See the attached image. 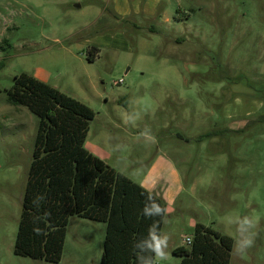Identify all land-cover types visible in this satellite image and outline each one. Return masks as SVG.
I'll use <instances>...</instances> for the list:
<instances>
[{
	"label": "rangeland",
	"instance_id": "obj_1",
	"mask_svg": "<svg viewBox=\"0 0 264 264\" xmlns=\"http://www.w3.org/2000/svg\"><path fill=\"white\" fill-rule=\"evenodd\" d=\"M21 73L91 108L85 149L164 201L155 264L196 224L264 264V0H0V264H99L106 224L76 216L59 262L13 253L38 125L7 100Z\"/></svg>",
	"mask_w": 264,
	"mask_h": 264
},
{
	"label": "trees",
	"instance_id": "obj_2",
	"mask_svg": "<svg viewBox=\"0 0 264 264\" xmlns=\"http://www.w3.org/2000/svg\"><path fill=\"white\" fill-rule=\"evenodd\" d=\"M97 53L92 48L87 60L93 62ZM6 95L9 104L23 106L38 118L14 255L59 262L69 219L76 216L106 224L99 264H137L135 253L141 248L135 244L143 247L140 240L149 226L161 220L141 214L146 197L164 210L160 232L164 201L85 149L95 117L91 108L26 73L14 76ZM232 246L230 237L196 224L189 247L179 246L172 253L181 258L180 264H229Z\"/></svg>",
	"mask_w": 264,
	"mask_h": 264
},
{
	"label": "clouds",
	"instance_id": "obj_3",
	"mask_svg": "<svg viewBox=\"0 0 264 264\" xmlns=\"http://www.w3.org/2000/svg\"><path fill=\"white\" fill-rule=\"evenodd\" d=\"M163 208L157 204L153 197H146L144 207L141 210V214L145 218L161 217V220H153V223L149 226L147 236L141 239L140 244H135V248L140 247V252H136L137 264H155L156 260H167L169 253L167 252L169 235L167 233H161L159 225L163 220ZM249 223L247 218H244V224ZM238 231L245 232L246 229L243 225H239ZM253 244V238L251 235H244L236 242V248L238 251H244L246 248ZM144 253V255H141Z\"/></svg>",
	"mask_w": 264,
	"mask_h": 264
},
{
	"label": "built area",
	"instance_id": "obj_4",
	"mask_svg": "<svg viewBox=\"0 0 264 264\" xmlns=\"http://www.w3.org/2000/svg\"><path fill=\"white\" fill-rule=\"evenodd\" d=\"M120 84H122V80H119L117 83H115V85H120ZM191 241H192L191 239H187L186 243L190 245Z\"/></svg>",
	"mask_w": 264,
	"mask_h": 264
},
{
	"label": "crops",
	"instance_id": "obj_5",
	"mask_svg": "<svg viewBox=\"0 0 264 264\" xmlns=\"http://www.w3.org/2000/svg\"><path fill=\"white\" fill-rule=\"evenodd\" d=\"M91 154H93L94 156H97L93 151H91V150H88ZM99 159H102V157L101 156H97ZM163 223H164V221H163ZM163 226V225H162ZM177 248V247H176ZM175 248H172V251L174 250Z\"/></svg>",
	"mask_w": 264,
	"mask_h": 264
}]
</instances>
